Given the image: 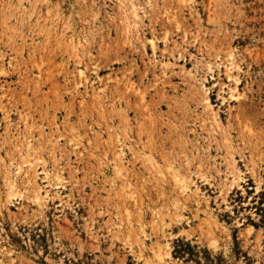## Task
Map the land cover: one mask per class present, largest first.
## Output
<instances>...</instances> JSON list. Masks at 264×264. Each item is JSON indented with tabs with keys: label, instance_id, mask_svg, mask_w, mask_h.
<instances>
[{
	"label": "rangeland",
	"instance_id": "1",
	"mask_svg": "<svg viewBox=\"0 0 264 264\" xmlns=\"http://www.w3.org/2000/svg\"><path fill=\"white\" fill-rule=\"evenodd\" d=\"M164 240L169 264H264V0H0V264H156Z\"/></svg>",
	"mask_w": 264,
	"mask_h": 264
},
{
	"label": "bare ground",
	"instance_id": "2",
	"mask_svg": "<svg viewBox=\"0 0 264 264\" xmlns=\"http://www.w3.org/2000/svg\"><path fill=\"white\" fill-rule=\"evenodd\" d=\"M136 11H137V8L135 6H133L132 7L133 16L138 17V14H137ZM154 45L155 44L153 43V41H151V46H152L153 49L155 48ZM232 54L233 53H230L229 52L230 57L232 56ZM231 64H233V62ZM231 67L232 66H230V67H228L226 69V72H227V75L228 76H230ZM79 73L82 74L83 71L80 70ZM234 78H235L234 80H235V83H236L237 82V78L236 77H234ZM228 94H229L228 97H229L230 100H236V101L240 100V97L242 96V94L240 92H238V90L236 88V85H234L233 87H230L229 88ZM202 100H203V103H204V108L209 111L208 114L211 117V119L218 122L220 118H219L217 112L215 110H213L212 103H211L209 97L207 96V94H204L203 95ZM24 144H25L24 145L25 151H29V149L31 148V141L28 138H26ZM114 154L117 156V160H118V162H116V163H118V165L117 164L116 165L118 167L119 166H122V168H123L124 163H123V158L121 157V151L119 153L117 152V153H114ZM230 155H232V153H230ZM232 160H233V158H232ZM25 162L28 163V167L26 169L24 167L25 170H23L22 172L20 171L21 168H22V166H21L22 163L21 162H19V164H17L15 166V171H16L15 172V175H17V174L19 175V174H22L23 173L24 175H26L25 176V181H27L28 183H32L33 178L38 173H43V177L42 178L44 180H47V182L50 180L49 179V171H47L44 167L43 168H40V171H39L38 170V167H37L38 164L31 163V161H29V160H25ZM233 167L235 169L233 168L234 169V172H232L231 178L227 177V175L225 177L227 179V182L225 181L226 184L225 183L224 184L227 185V187H226L227 190H230V189L234 188L235 186L238 189L239 188H242V186L239 184L240 181L243 180V176L241 174V171L236 168V165H233ZM115 168H116V166H115ZM9 169L10 168L7 167V169H6V175L4 176L5 177V179H4V193H5L6 201L7 202H12L13 199H14V196L16 194V193H14V191H15V188H16V184H17L16 182L17 181H16V178L13 177V175L11 174V172H10ZM118 169L120 170L121 168L119 167ZM29 170H32V174L31 175H28L30 173ZM115 173H117V171ZM174 181H176V184L175 185H177L178 196L183 195V196H186L185 198H191L192 197V200H193V202H195V204L196 203L197 204L199 203L200 197L199 198L197 197V195H198L197 192L199 190V187L198 186H196L195 189L192 190L191 189V183L189 185V183L184 182V181H181L180 178H175ZM48 183L51 186H53L54 188H56V190H55V192L57 194L56 198H53V196H50L47 190L44 192V194H43V192L41 193L40 188L37 185H32L31 184L32 185V200H33V202L37 206L43 207V205H45L47 201H50L51 200V201L55 202V205L56 206L63 207L64 200H63L61 194L59 193L60 188L63 187V183L61 182L59 176H55L54 181L52 183H50V182H48ZM124 188H126V186ZM122 189H123V186H122ZM259 189H260L259 186H257V190H259ZM124 192H129V191H124ZM131 193H128V194H130V196H131ZM130 198H132V197H130ZM201 198L204 201V205L205 206H209L208 205L207 198H205L203 196ZM222 199L225 200V198H222ZM166 211H167V213L169 215L168 218H165V217L161 216L160 214L156 213L150 219V220H152V223L155 224L154 225L155 228L157 230H159V231L160 230L163 231V227L162 226L166 224L165 223L166 222V219L172 221L173 218H176L177 219V217H178V212L175 209L171 212L172 214H169L170 211H168V210H166ZM204 215H206V220H210V218H212V213L211 212H204ZM126 220H127V222L129 224L132 223V220L129 218L128 214H127ZM137 222H138L136 224V227L137 228L134 231L135 232L134 235H136L139 238L140 237V234H145V233H144V229H143V222L142 221H139L138 219H137ZM213 222L216 223L215 219H213ZM240 224L241 223H239V225ZM132 227L134 228L135 225H133ZM126 234H128V232ZM137 243H138L137 244V246H138V252L141 255L142 254L145 255V252H146L147 249L143 246V242L142 241H137ZM149 250H151L152 255L156 258L154 260V261H156L155 262L156 264H169L170 262H172L171 261V254H170L169 243L167 241L164 240V241H161V242H157L155 245L151 246L149 248ZM145 264H152L150 262V257L147 254L145 255Z\"/></svg>",
	"mask_w": 264,
	"mask_h": 264
}]
</instances>
